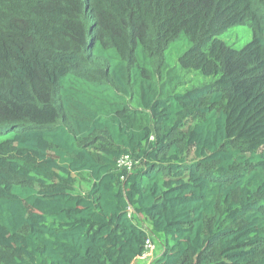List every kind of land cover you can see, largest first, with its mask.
Here are the masks:
<instances>
[{"label":"trees","instance_id":"1","mask_svg":"<svg viewBox=\"0 0 264 264\" xmlns=\"http://www.w3.org/2000/svg\"><path fill=\"white\" fill-rule=\"evenodd\" d=\"M155 242L264 264V0H0V264Z\"/></svg>","mask_w":264,"mask_h":264},{"label":"rangeland","instance_id":"2","mask_svg":"<svg viewBox=\"0 0 264 264\" xmlns=\"http://www.w3.org/2000/svg\"><path fill=\"white\" fill-rule=\"evenodd\" d=\"M221 39L229 46L233 47L236 50L242 49L245 45H247L251 41L250 33L243 27H233L229 29ZM188 46L182 43H175L171 46L170 52L168 54V60L170 65H173L176 62L178 56L182 53L184 49ZM206 81L201 78L194 79L192 84H188L187 87L193 86H202ZM181 92V91H179ZM151 248L148 249L147 253L142 257V259H138L136 264H149L152 259L158 255L159 253V244L158 242L150 243Z\"/></svg>","mask_w":264,"mask_h":264},{"label":"built area","instance_id":"3","mask_svg":"<svg viewBox=\"0 0 264 264\" xmlns=\"http://www.w3.org/2000/svg\"><path fill=\"white\" fill-rule=\"evenodd\" d=\"M150 248H151V245H150V243H148V245L146 246L147 251H148V249H150ZM146 253H147V252H146ZM146 253H145V254H146ZM145 254H144V255H145Z\"/></svg>","mask_w":264,"mask_h":264}]
</instances>
